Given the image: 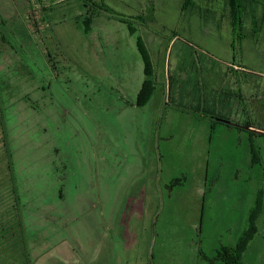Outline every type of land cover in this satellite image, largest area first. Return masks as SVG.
Wrapping results in <instances>:
<instances>
[{
    "label": "rangeland",
    "instance_id": "rangeland-1",
    "mask_svg": "<svg viewBox=\"0 0 264 264\" xmlns=\"http://www.w3.org/2000/svg\"><path fill=\"white\" fill-rule=\"evenodd\" d=\"M9 1L0 86L33 264H221L257 199L241 264H264V1L244 9L241 40L224 0H90L106 11L88 17L83 0ZM137 38L155 82L142 108ZM182 65L200 67L179 84L204 91L209 67L227 128L164 104ZM167 115L171 137L152 131Z\"/></svg>",
    "mask_w": 264,
    "mask_h": 264
},
{
    "label": "trees",
    "instance_id": "trees-1",
    "mask_svg": "<svg viewBox=\"0 0 264 264\" xmlns=\"http://www.w3.org/2000/svg\"><path fill=\"white\" fill-rule=\"evenodd\" d=\"M255 2L256 0H224L229 12L228 18L232 27V32L240 40L244 9L246 7L252 8ZM83 3L87 10V17L91 16L92 13H96L97 10L98 12L106 11L103 4H97L90 0H83ZM190 3L191 0H184L183 6L186 8ZM137 19L140 20L141 17L139 16ZM123 23L128 24L126 21H123ZM127 26L131 34L136 32V30L133 31L130 28L129 24ZM252 27V35H254L258 30L257 24L254 20L252 21ZM243 38L244 37H242V39ZM137 46L144 61L145 78L138 92L135 105L138 108H142L152 97L155 90V82L149 55L144 50L140 38H137ZM168 81L170 88L168 101L173 103V100H176L174 97V87L178 85L179 80L178 78L174 80V86L171 82L170 76H168ZM194 87L196 88L195 85ZM1 89L0 86V264H33L25 231L26 227L24 224L23 205L18 194L12 152L5 126ZM180 100L184 103L183 106L194 114L200 113L207 117L211 115L212 119L218 121L219 124H227L226 122L229 121L224 118L223 115L212 114L209 109L208 100L199 94H195V91L191 92L190 95L181 96ZM246 128H248V130L252 128L250 123L246 122ZM259 196L260 195H258V197ZM260 206V199H257L248 219V227L243 231L235 246L232 248L222 247L217 252L215 260L221 262V264H241L243 254L245 253L249 242L257 232L256 221L261 212Z\"/></svg>",
    "mask_w": 264,
    "mask_h": 264
},
{
    "label": "crops",
    "instance_id": "crops-1",
    "mask_svg": "<svg viewBox=\"0 0 264 264\" xmlns=\"http://www.w3.org/2000/svg\"><path fill=\"white\" fill-rule=\"evenodd\" d=\"M4 2L2 3V2H0V4H3V6H1L0 5V9H4V7H6V9H11L10 8V4H9V0H3ZM39 1H41V0H39ZM20 3L21 4H24V6L26 7L27 6V4H29V0H20ZM23 7V6H22ZM24 8V7H23ZM85 4L83 3V7H82V10L83 11H85ZM82 17H84L85 18V12L83 13V15H82ZM124 42V41H123ZM125 43V42H124ZM122 48H123V46H122ZM194 64V63H193ZM199 67H200V65H198ZM204 66V65H203ZM183 65L181 66V68H179L178 69V74H177V76H176V78H178V80L180 79V77H181V73H180V70L181 69H185V72H188V70H196V69H199V67H194V68H187V67H183ZM196 68V69H195ZM205 68H206V70H207V72L206 73H204L203 74V76H204V78H205V81L207 82H205V85H206V88H205V91L204 90H201V89H203L202 87L201 88H199L197 85H195L196 86V88L193 86V87H191V88H183L182 87V85L181 84H179L178 83V85L177 86H175L174 87V97L176 98V100H173V103H171L170 101H168V99H164V104L165 103H168V104H173V112L174 113H180V114H183V115H187V116H191V117H193L194 118V120H196L197 122H199V123H202V124H205V125H207L208 126V131H209V134L210 133H212V131L215 129V128H218L219 126H221V127H224V128H227V126H225V124H219V125H215V124H211L212 123V121H213V119H212V117L210 116V117H207V116H203L202 114H200V113H192L190 110H188V109H186L185 108V106H183V102L180 100V98H181V96H183V95H190V93L191 92H197L199 95H201L202 97H208V104H209V109H210V112L212 113V114H214V115H221V114H219V113H222V108L223 107H225V106H228V105H224V104H222V102H221V100H222V97H218L219 95H222V93H220V92H217L216 91V87H215V84H213L212 86H210L209 87V67L207 68L206 66H205ZM204 68V69H205ZM201 72H203V71H201ZM164 75V74H163ZM196 75H198V73H195V76ZM210 75H212V74H210ZM165 76V75H164ZM214 78H215V76H214ZM165 82V81H164ZM179 82H181V80H179ZM165 85H166V82H165V84L163 85V90H164V96H168L169 97V95H170V88H169V85H167L166 87H165ZM201 85H203V84H201ZM195 89V90H194ZM204 92H206V94H208V95H206V94H204ZM205 95V96H204ZM209 96H211L210 97V101H209ZM223 96V95H222ZM228 98V97H227ZM226 98V99H227ZM226 104H229V103H226ZM216 105L217 106H219V110H212L211 108H215L216 107ZM172 112V113H173ZM164 114H165V110H163V108H161L160 109V111H159V113H158V116H161V117H163L164 116ZM167 118H169L168 117V115H167ZM170 119V118H169ZM161 120V119H160ZM159 120V121H160ZM154 121H156L155 119H154ZM158 121V122H159ZM174 120H169V123L168 124H165V125H163V129H162V123H160L159 125H155L154 127H153V129H152V131H154V132H164V135L163 136H168V137H171L172 135H174V134H171V132H177V127L175 126V124H174V122H173ZM157 122V121H156ZM251 130V129H250ZM211 131V132H210ZM203 191H204V189H203ZM200 197H204V194H201L200 195ZM198 229H199V233L201 232V229L200 228H198L196 225H195V227H194V231L195 232H197L198 231Z\"/></svg>",
    "mask_w": 264,
    "mask_h": 264
}]
</instances>
